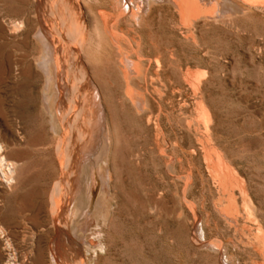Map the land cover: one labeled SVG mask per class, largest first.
I'll list each match as a JSON object with an SVG mask.
<instances>
[{
  "label": "rangeland",
  "instance_id": "rangeland-1",
  "mask_svg": "<svg viewBox=\"0 0 264 264\" xmlns=\"http://www.w3.org/2000/svg\"><path fill=\"white\" fill-rule=\"evenodd\" d=\"M4 1L0 0V15L13 13L7 19H24L26 24L23 32L10 36L7 32L3 37L13 59L10 71L0 74V107L6 110L5 117L0 116V134L9 137L8 126L13 124L28 140L23 138L22 148L11 154L23 162L18 192L0 207V224L12 232L17 252L25 247L34 254L42 252L51 263L50 250L57 246L63 255L58 264H264V10L235 5L220 9L218 0H199L202 18L172 0H134L142 7L139 15H144L136 23L124 20L117 25V9H123L116 0H72L74 5L66 9L69 23L73 25V9L78 6L87 24L90 19L87 26L93 34L87 43L78 40L73 46L99 87L97 93L102 92L97 102L91 96L74 98L77 86L69 74L75 71L72 62L76 58L61 54L60 85L71 87L62 95L64 115L56 130L44 105L46 82L38 60L47 53L36 42V0H27L26 9H20L19 0ZM42 1L48 13L63 6V0ZM194 1L197 5L198 0ZM205 6L218 8L213 18L204 12ZM29 65L34 75L22 87L23 69ZM64 74L68 76L63 78ZM25 98L31 101L29 121L15 113ZM89 101L101 103L106 124L92 157L97 168L91 190L92 216L86 224L89 230L78 234L84 235L78 238L81 242L87 239L88 246H84L70 228L80 215L70 177L73 159L96 145L99 121L94 116H98L96 105ZM84 121L88 128L91 125L89 130L84 129ZM30 191L33 196L25 200ZM101 200L109 217L103 225ZM55 226L75 234L78 243L73 242L67 258L62 248L67 236L59 232L58 237ZM95 233L100 235L103 251L93 247L98 241Z\"/></svg>",
  "mask_w": 264,
  "mask_h": 264
},
{
  "label": "bare ground",
  "instance_id": "bare-ground-1",
  "mask_svg": "<svg viewBox=\"0 0 264 264\" xmlns=\"http://www.w3.org/2000/svg\"><path fill=\"white\" fill-rule=\"evenodd\" d=\"M4 1V0H3ZM29 1V0H28ZM47 1V0H46ZM51 1V0H50ZM54 2L57 1V0H53ZM62 1V0H61ZM77 1V0H75ZM90 1V0H89ZM88 1V2H89ZM110 1V0H109ZM114 1V0H113ZM176 5H178L181 9H183L185 12H188L190 15H199V16H204V14H201L202 13V9L198 6L200 5V2L198 0V3L197 5L195 4V1L194 0H172ZM205 1V0H204ZM2 2V1H1ZM10 2V1H9ZM18 1H15L14 3L17 4ZM43 1L42 0H36V4H35V7H34V10H35V18H36V21L38 22V25H39V28L36 32V35H37V44L38 46H40L41 48H43L46 53H47V57L45 58H42V60H38V65H40V69L42 70L43 74H44V77H45V90L44 92H46V94L43 96L46 98V102L44 103L45 105V110L47 112V114L50 116V120L51 122L53 123V127L58 130L60 125H61V122H62V115L63 114V109L65 108H62L63 107V103H64V99H63V93L66 94L67 93V87L69 86V88L71 87V85H60V82H62V74H61V77L59 76V69L62 68L61 66V54H70V55H75L73 59L74 62H72V59H71V62L73 63V67H74V72L70 71V77H69V80L71 83L73 84H76L77 88H76V91H74L75 93L74 94V98H79V99H82L83 97H81V95L84 96V99H85V96H88L90 98L91 96V100L92 102L94 101V98H95V102L99 101L100 99H98V94L101 93V89L99 93H97V89H99V87L97 85H94L93 81H92V78H91V75L89 73V68H87L83 62V60L81 59V56L79 54V49L76 50L74 48L73 45H75L74 43H77L78 40H81V43L82 41L87 43V40L88 38L91 36L90 34L92 33H89L90 30H88V24L90 25V19L89 20V23L87 24L86 23V20H85V15L83 14V11L82 9H80L78 6H75L74 7V13H73V17H74V22H73V25L71 26V23H69V13L67 12L66 13V9L68 11V8H69V5L73 4L74 2H72V0H63V6L62 8L58 9L57 11H54V9H50L51 12L48 13L47 10L44 8V5L42 3ZM53 2V3H54ZM107 2V1H106ZM19 5L21 6L20 9H23L25 8L26 9V6H27V0H19ZM49 3V2H48ZM52 3V2H51ZM77 3V2H76ZM80 3V2H79ZM86 3V2H85ZM116 3H117V6L121 7L123 10H119L117 9V18H116V24L117 25H120V23L124 20H132V21H137L139 20L140 16L144 15L142 12V15H139L140 11H141V5L140 3H138L139 5H135V2L134 0H116ZM133 4V7H131L130 4ZM202 3V2H201ZM218 3V6L220 9L223 7H226L228 5L232 6V5H235V6H238V7H241L242 9L244 10H249V9H262L264 10V0H218L217 1ZM3 4L5 5V1L3 2ZM8 4V3H6ZM31 4V3H30ZM57 4V3H56ZM114 4V2H113ZM147 4V3H145ZM206 4V3H204ZM51 5H55V4H51ZM74 5V4H73ZM116 5V4H115ZM203 5V3H202ZM7 6V5H6ZM29 6V5H28ZM48 6V5H47ZM55 6H58L55 5ZM201 6V5H200ZM208 6V5H207ZM8 7V6H7ZM54 7V6H53ZM68 7V8H67ZM206 7V6H205ZM217 7H209L210 9L208 10L207 8V11L205 10L204 12L206 14H211L212 15V12H214V10L217 8ZM9 8V7H8ZM18 8V6H17ZM90 8V7H89ZM204 8V7H202ZM49 10V7L47 8ZM70 9V8H69ZM115 9L116 8H112ZM5 10V9H4ZM12 10V9H11ZM28 10V9H27ZM30 12L32 11L31 9H29ZM49 10V11H50ZM65 10V11H64ZM6 11V10H5ZM4 11V12H5ZM8 11V10H7ZM72 11V10H71ZM91 11V10H90ZM218 11V8L215 12ZM250 11V10H249ZM11 12V11H9ZM27 12V11H26ZM34 12V11H33ZM85 12V11H84ZM94 12V11H93ZM144 12V11H143ZM214 12V13H215ZM12 13V12H11ZM16 15L17 13L14 12ZM71 13V12H70ZM71 13V14H72ZM213 13V14H214ZM13 14V13H12ZM10 14V15H12ZM30 14V13H29ZM32 14V13H31ZM88 14V13H87ZM92 14V13H90ZM216 14V13H215ZM7 15L10 16L9 14H6V13H2L1 12V15H0V74H3V72H8L10 71L11 69V66H12V55L10 53V50L8 49L9 48V43L4 41L3 40V37L7 35V32H10L9 36L14 34L16 35V33L19 34L20 31H22L24 28H25V25H24V19L21 20V19H7ZM14 15V14H13ZM50 15L52 16L51 19L50 18ZM101 15V14H100ZM105 15V13H104ZM113 15V14H112ZM189 15V16H190ZM19 15H17V18H18ZM87 16V15H86ZM103 16V15H102ZM109 16V15H108ZM194 16H190L189 19L192 17L194 18ZM15 17V16H14ZM91 17H93L91 15ZM95 17V15H94ZM94 17H93V20H94ZM113 17H115L113 15ZM111 17V19L113 18ZM199 17V18H201ZM202 17V18H204ZM210 17V15H209ZM214 17V15H212V18ZM217 16H215L216 18ZM13 18V16H12ZM71 18V16H70ZM143 18V17H141ZM211 18V17H210ZM96 19V17H95ZM110 19V18H109ZM185 19V18H183ZM219 19V18H218ZM62 21V23L59 25L58 24V21ZM92 20V23H96L95 21L93 22ZM198 20V19H197ZM201 20V19H200ZM209 20V18H208ZM214 20V19H213ZM35 21V20H34ZM97 21V19H96ZM104 21L106 22L107 20L104 19ZM111 21V20H110ZM114 21V20H113ZM195 21V19H194ZM193 21V23H194ZM29 21H27L28 23ZM99 22V21H97ZM138 22V21H137ZM142 22V20L140 19V23ZM2 23L6 24L8 26V31L6 30V25L4 26ZM112 23V22H111ZM136 23V22H135ZM113 25V24H112ZM128 25H131V24H128ZM127 25V26H128ZM29 26V25H28ZM106 26V24H105ZM126 26V27H127ZM136 26V25H135ZM194 26V25H193ZM27 27V26H26ZM90 27V26H89ZM111 27V26H110ZM116 27V26H115ZM108 28V27H106ZM132 27H130L131 29ZM192 28V27H191ZM122 29V28H121ZM124 29V28H123ZM135 29V28H134ZM113 31L116 30V29H112ZM126 30V29H125ZM137 30V29H136ZM92 31V30H91ZM124 31V30H122ZM130 31V30H129ZM23 32V31H22ZM21 32V33H22ZM95 32V31H94ZM93 32V33H94ZM112 32V31H111ZM132 32V31H130ZM98 33V32H96ZM120 33V32H119ZM129 33V32H128ZM132 33H135V32H132ZM17 34V35H18ZM29 34V33H28ZM121 34V33H120ZM131 34V33H130ZM136 34V33H135ZM99 35V34H98ZM113 35V34H112ZM123 36V34H121ZM138 35V34H137ZM31 36V35H30ZM30 36H26L27 38H29ZM93 36V34H92ZM100 36V35H99ZM105 36V35H104ZM126 35H124L125 37ZM261 36V35H260ZM34 37V36H33ZM101 37V36H100ZM113 37V36H112ZM122 38V37H121ZM127 38V37H126ZM31 39V37H30ZM94 39V38H93ZM128 39L131 40V38L129 37ZM34 40V39H33ZM104 40V39H102ZM132 40H136L133 39L132 37ZM26 42V41H25ZM34 42V41H33ZM91 42V41H89ZM88 42V43H89ZM93 42V41H92ZM31 43V42H30ZM79 43V42H78ZM36 44V43H35ZM100 44V43H99ZM86 44H84V49L88 46H85ZM88 45V44H87ZM31 46V45H30ZM34 46V45H33ZM15 47V46H14ZM26 47V46H25ZM35 47V46H34ZM81 47V46H80ZM23 48V47H22ZM30 49V48H29ZM83 49V48H82ZM81 49V50H82ZM25 50V48H24ZM28 50V49H27ZM42 50V49H41ZM86 50V49H85ZM121 50V49H119ZM98 51V50H97ZM24 52V51H23ZM30 52V51H28ZM38 52V51H37ZM27 53V52H26ZM82 53H87V51L83 52ZM38 54V53H37ZM43 54V52H42ZM68 55V56H70ZM84 55V54H83ZM88 55H89V52H88ZM93 55V54H92ZM37 56V55H36ZM87 56V55H86ZM28 56H26L27 58ZM43 57V56H42ZM63 57V56H62ZM85 57V55L83 56ZM38 58V57H37ZM36 58V60H37ZM39 58H40V55H39ZM38 58V59H39ZM71 58V57H70ZM89 58V57H88ZM24 59V58H23ZM22 59L21 62H24ZM28 59V58H27ZM68 59V58H67ZM65 59V60H67ZM90 61H91V57L89 58ZM35 60V61H36ZM29 61V60H28ZM27 61V62H28ZM86 61V60H85ZM89 61V60H88ZM103 61V60H102ZM122 61V60H121ZM37 62V61H36ZM63 62H65L63 60ZM70 62V63H71ZM125 63L124 61L122 62V64ZM30 64V63H29ZM121 64V63H120ZM26 65V64H25ZM69 65V64H68ZM67 65V66H68ZM71 65V64H70ZM88 65V63H87ZM125 66V64H123ZM102 65H100V68H101ZM121 66V65H120ZM127 66V65H126ZM134 66V65H132ZM131 66V68H132ZM18 67V66H17ZM25 68L23 69V80H24V86L28 85L29 83H31V76L33 78V75H31V66H24ZM66 67V66H65ZM90 67V64L89 66ZM92 67V66H91ZM90 67V68H91ZM99 67V66H98ZM21 68V67H20ZM20 68H18V70H21ZM71 68V66H70ZM69 68V69H70ZM39 69V68H37ZM63 69H64V66H63ZM123 71L124 68H122ZM120 69V70H122ZM135 70V68H133ZM62 70V69H61ZM17 71V70H16ZM63 71V70H62ZM68 71V72H69ZM95 71V70H94ZM128 71V70H127ZM133 71V70H132ZM136 71V70H135ZM18 72V71H17ZM22 72V71H21ZM20 72V73H21ZM121 72V71H120ZM131 72V71H130ZM11 73V72H10ZM66 73V72H64ZM123 73V72H121ZM18 74V73H17ZM126 74V72H125ZM130 74V73H129ZM4 75V74H3ZM36 75V74H35ZM41 76V75H40ZM64 76H68V75H63V78ZM93 76V75H92ZM128 76V75H127ZM127 76H124L123 75V78H126ZM22 77V76H21ZM129 77V76H128ZM72 79V80H71ZM129 79V78H128ZM67 80V78H66ZM96 80V79H95ZM101 80V79H100ZM3 81V80H2ZM65 81V80H64ZM63 81V82H64ZM103 81V80H102ZM127 81V80H126ZM1 82V81H0ZM36 82V81H35ZM69 82V84H70ZM131 82V81H130ZM63 84V83H61ZM67 84V83H66ZM130 84V83H129ZM38 85V83H37ZM103 85V84H102ZM97 86V88L95 87ZM128 86V85H127ZM131 86V84H130ZM32 87V86H31ZM34 89V88H32ZM32 89H29V90H32ZM73 89V88H72ZM132 89V88H131ZM133 91V90H131ZM35 91H33L34 93ZM131 93V92H130ZM25 94V93H24ZM132 96L134 95L133 93H131ZM19 95V94H18ZM72 95V94H71ZM34 96V95H33ZM1 97V96H0ZM71 97V96H69ZM72 97V98H73ZM81 97V98H80ZM102 97L101 96V101L102 100ZM128 97V96H127ZM44 98V100H45ZM73 98V99H74ZM32 99V98H31ZM72 99V100H73ZM88 99V98H87ZM105 99V97H104ZM2 100H3V97H2ZM97 100V101H96ZM134 100V98H133ZM100 101V102H101ZM75 102V101H74ZM94 102V104H95ZM106 102V101H105ZM67 103V102H66ZM70 103V101H69ZM73 103V102H72ZM91 102L89 101V104ZM103 103V102H102ZM30 104H31V101L30 99L28 98H25L23 100H21L17 107H16V112L18 115H19V118H21L23 121H27L28 120V117L30 116L31 114V107H30ZM80 104V103H79ZM87 104V103H86ZM85 104V105H86ZM88 104V105H89ZM93 103H91L92 105ZM93 104V106H94ZM82 105V104H81ZM90 105V106H91ZM96 106V112H97V115L96 116V113H94L93 115L97 118L98 117V121H99V125L97 126L98 130V134L97 136L95 137L96 138V145L92 148V150L90 151H84V152H81L82 155L80 156L79 159H77L75 157V159H73V172H72V177L71 178V194L73 195V198H74V202L75 200H79L80 201V205H79V211H80V215L78 217L77 220H73L70 224V228L71 230L73 229L74 231L76 230V233L77 235L75 236V238H82L89 229L88 227L86 226V224L89 222V219L91 218L90 215L92 214L91 210H92V187H94L95 185V178H94V170L95 168H97V165L93 164V161H92V157L93 155L95 154L96 152V149L99 147V143H100V138L101 136L103 135V130L105 129L104 127V114H103V110L101 108V103L99 104L96 103L95 104ZM5 106V105H4ZM3 106V107H4ZM69 106V105H68ZM70 106H73V105H70ZM76 106V105H75ZM89 107V106H88ZM33 108V107H32ZM73 107H71V110H72ZM81 108V107H80ZM86 108V106L84 107V109ZM92 108V107H90ZM7 109V108H6ZM93 109V108H92ZM78 110V109H77ZM106 110V109H105ZM81 111V109H80ZM33 112V111H32ZM45 112V111H44ZM45 112V113H46ZM68 112V111H67ZM6 113V110L1 108L0 107V116H4ZM36 112H34V115H35ZM77 113V112H75ZM208 113V112H207ZM33 115V114H32ZM33 115V116H34ZM70 115V114H69ZM81 115H83V113H81ZM7 116V115H6ZM208 116V115H207ZM5 117V116H4ZM106 117H107V114H106ZM1 118V117H0ZM33 118V117H32ZM83 118V117H82ZM30 119V118H29ZM80 119V118H79ZM84 119V118H83ZM78 120V119H77ZM81 120V119H80ZM93 120V119H92ZM91 120V122H92ZM29 121V120H28ZM68 121V120H67ZM87 121V120H86ZM94 121V120H93ZM4 122V121H3ZM70 121H68L69 123ZM79 124L81 123L80 121H78ZM90 122V121H89ZM17 123V122H16ZM66 123V122H65ZM83 123V122H82ZM96 123V122H95ZM5 124H6V121H5ZM12 124V123H11ZM71 124V123H70ZM89 124V123H88ZM13 125V124H12ZM8 126V133H9V137L5 138L2 136V134H0V207L2 205H5L6 202L8 201H12V197L16 194V192H18V176H19V172L21 171L22 169V165H23V162L22 160L19 158V157H11V154H13L14 152L20 150L22 148V139L25 137L22 138V135L21 134H24V133H20L17 128H15L14 126ZM20 125V124H19ZM64 125V124H63ZM62 125V126H63ZM67 125V124H66ZM93 125V124H92ZM69 126V125H68ZM77 126V125H76ZM91 126V125H90ZM89 126V128H90ZM20 127V126H19ZM83 127L84 129H87V122L84 121L83 123ZM78 128V127H77ZM88 128V130H89ZM93 128V127H92ZM20 129V128H19ZM65 129H66V126H65ZM71 129V128H70ZM2 130V129H1ZM81 130V129H80ZM3 131V130H2ZM1 131V133H2ZM73 131H76L73 130ZM79 131V130H78ZM83 131V130H82ZM91 131V130H90ZM22 132V131H21ZM72 132V131H71ZM93 132V130H92ZM68 133V132H67ZM87 133V132H86ZM84 133V135L86 134ZM72 134V133H71ZM90 134V133H89ZM92 134V133H91ZM70 135V133H69ZM79 134H77L76 136H78ZM88 135V134H87ZM5 136V135H4ZM68 136V135H67ZM89 136V135H88ZM95 136V135H94ZM71 137V136H70ZM93 137V135H92ZM26 138V137H25ZM24 138V140H25ZM84 138V137H82ZM81 138V139H82ZM69 139V138H68ZM67 139V140H68ZM36 140V138H35ZM40 140V139H39ZM66 140V139H65ZM77 140V139H76ZM25 141H28V140H25ZM41 141V140H40ZM72 141V139H71ZM79 141V140H78ZM77 141V142H78ZM85 141V140H84ZM26 144V142H24ZM40 143V142H39ZM68 143V142H67ZM38 144V143H36ZM64 144V143H63ZM82 144V143H81ZM84 144V142H83ZM171 144V143H170ZM86 145V143L84 144ZM90 145V144H89ZM65 146V145H64ZM76 146V145H75ZM80 146V145H79ZM87 146V145H86ZM73 147V146H72ZM81 147V146H80ZM79 147V148H80ZM83 147V145H82ZM74 148V147H73ZM78 148V147H77ZM84 148V147H83ZM24 149V148H23ZM69 149V148H68ZM81 149V148H80ZM74 151V150H73ZM76 151V150H75ZM80 151V150H79ZM83 151V150H82ZM34 152V151H33ZM68 152V151H67ZM77 153V151H76ZM24 154V153H23ZM30 154V153H29ZM68 154V153H67ZM70 154V153H69ZM71 154H74V152L72 153L71 151ZM28 155V154H27ZM75 156V155H74ZM220 156V155H219ZM22 157V156H20ZM73 158V156H72ZM71 158V159H72ZM25 159V158H24ZM70 160V158H69ZM220 160V158H219ZM24 161V160H23ZM29 161V160H28ZM26 160V162H28ZM72 161V160H71ZM70 162V161H69ZM26 164V163H25ZM24 164V165H25ZM220 167V166H218ZM225 167V166H224ZM83 169V170H82ZM102 169V167H101ZM23 170V169H22ZM107 170V169H105ZM104 171V170H103ZM110 171V170H109ZM69 172V171H66V173ZM97 172V171H96ZM106 172V171H105ZM103 172V173H105ZM22 173L21 172V177H22ZM98 173H101L98 172ZM97 173V174H98ZM107 173V172H106ZM113 173V172H112ZM102 174V173H101ZM105 175V174H104ZM103 175V176H104ZM67 174L65 175V178ZM102 176V175H101ZM106 176V175H105ZM68 177V178H69ZM64 178V179H65ZM67 178V179H68ZM107 178V177H105ZM116 178V177H115ZM21 179V178H19ZM70 181V180H69ZM105 183V182H104ZM20 185V184H19ZM62 185V184H61ZM225 186V185H224ZM229 186V185H228ZM21 187V186H20ZM108 187V186H107ZM116 187V186H115ZM229 188V187H228ZM65 189V187H64ZM95 189V188H94ZM108 190V188H106ZM112 189V188H111ZM116 190V188H115ZM233 190V189H232ZM106 191V190H105ZM64 192V191H63ZM68 191L66 190L65 194L67 193ZM116 192V191H115ZM33 193L34 191H30V192H26V195H25V200H29L32 196H33ZM114 193V192H113ZM112 193V194H113ZM19 194V193H18ZM16 195V196H19V195ZM118 194V193H117ZM55 195V194H54ZM71 195V196H72ZM116 195V194H115ZM119 195V194H118ZM116 195V196H118ZM24 196V195H23ZM70 196V195H69ZM68 196V197H69ZM71 196L69 197V199L71 198ZM53 197V196H52ZM12 198V199H11ZM68 199V200H69ZM72 199V198H71ZM115 199V197H114ZM14 200V199H13ZM18 200V199H17ZM55 200V199H54ZM67 200V198H66ZM119 201V200H118ZM121 201V199H120ZM123 201V200H122ZM28 202V201H27ZM26 202V203H27ZM9 203V202H8ZM119 203V202H118ZM117 203V204H118ZM7 204V203H6ZM12 204V203H11ZM67 204V203H66ZM73 205V203H71ZM70 204V205H71ZM75 204V203H74ZM122 204V202H121ZM14 205V204H13ZM17 205V203H16ZM59 206V205H58ZM121 206V205H120ZM7 207V208H6ZM12 207V206H11ZM118 207V206H117ZM124 207V206H123ZM2 208V207H1ZM9 207L8 206H5V209H8ZM20 208V207H19ZM33 208V207H32ZM100 208H102L104 210L103 212V215H101L103 218H102V225L103 224H106L105 223V219H108L106 218L107 217V205L105 203L104 200H101L100 202ZM120 208V207H119ZM4 209V208H3ZM13 209V208H11ZM10 209V210H11ZM18 209V208H17ZM151 209V207H150ZM148 208V210H150ZM224 209V208H223ZM9 210V209H8ZM115 211H116V208H115ZM119 212V210H117ZM8 212V211H7ZM18 212V210H17ZM60 212V210L58 211ZM62 212V211H61ZM67 212V211H66ZM114 212V211H113ZM118 212H115L116 214H118ZM65 213V212H64ZM79 213V212H78ZM148 213V212H147ZM19 214V213H18ZM70 214V213H69ZM3 215V214H2ZM17 215V214H16ZM13 216V215H12ZM92 216V215H91ZM99 216V215H98ZM116 216V215H115ZM16 217V216H14ZM59 217V216H58ZM143 217V216H142ZM145 217V216H144ZM54 219V218H53ZM114 219V218H113ZM16 220V219H15ZM55 220H59V218L55 219ZM70 221V220H69ZM93 221V220H92ZM90 221V222H92ZM108 221V220H107ZM106 221V222H107ZM22 222V221H21ZM94 222V221H93ZM113 222V220L111 221ZM58 223V222H56ZM95 224V223H94ZM93 224V225H94ZM100 224V223H99ZM149 224V223H148ZM7 225V224H6ZM26 225V224H25ZM92 225V224H91ZM63 226V225H62ZM76 226V227H75ZM56 227V232L58 233V237H60L61 233H64L66 234L67 236V240L65 243L62 244V248L64 251V256L66 255V258L68 257V253L70 255V253L72 254V251L71 249L74 247L73 246V242H77V240L74 237L75 234H73V236H71L65 229H62V228H58L57 226ZM148 227V225H147ZM90 228V227H89ZM149 228V227H148ZM151 228V227H150ZM70 230V231H71ZM52 231V230H51ZM102 231V230H101ZM104 231V230H103ZM55 232V233H56ZM59 232H61L59 234ZM83 232V236H79L78 234ZM12 232L6 228L5 225H2L0 224V264H58L57 262L61 260V258L63 257V255L59 254L58 253V247L55 246L53 247L50 251L51 253H49V260L51 261V263H47L46 260L48 259H44V256L41 253H37V254H34L33 251L31 249H27L25 247V249H23V251L21 252H17V248H16V244H15V240L14 238L12 239L11 237V234ZM18 233V232H17ZM16 233V234H17ZM102 233V232H101ZM96 234V233H95ZM99 234H100V231H99ZM99 234H96V236H98V241H96L93 245L94 248L96 247H100V250L103 251L104 249V245L102 244L103 242H101V240L99 239L100 238V235ZM104 234V233H103ZM103 236V235H102ZM15 237V236H14ZM18 237V236H17ZM80 238V239H81ZM85 238V237H84ZM83 238V240H84ZM97 238V237H96ZM95 238V240H97ZM103 238V237H101ZM106 238V237H105ZM56 240V239H55ZM59 240V238L57 239ZM62 240V239H61ZM65 240V239H64ZM79 240V239H78ZM82 240V239H81ZM87 240V239H85ZM84 240V241H85ZM24 241V240H23ZM31 241V240H30ZM83 242V245L86 243ZM197 241V240H196ZM26 242V241H25ZM79 243L81 242L80 240L78 241ZM77 242V243H78ZM81 242V243H82ZM57 243V242H56ZM60 243V242H58ZM80 243V244H81ZM25 244V243H24ZM68 244V245H66ZM90 244V243H88ZM20 245V244H19ZM57 245V244H56ZM61 245V244H60ZM84 245V246H85ZM107 245V244H106ZM79 246V245H78ZM88 246V245H86ZM91 246V245H90ZM19 247V246H17ZM81 247L83 248V246L81 245ZM51 248V247H50ZM88 247H86L87 249ZM93 248V249H94ZM19 249V248H18ZM21 249V247H20ZM97 249V248H96ZM40 250V249H39ZM43 250V249H42ZM75 251V250H74ZM78 251V249H77ZM48 252V251H47ZM20 253V254H19ZM63 253V252H62ZM74 253V252H73ZM19 254V255H18ZM78 254V253H76ZM74 254V255H76ZM47 256V255H46ZM45 256V257H46ZM49 261V262H50ZM127 261V260H126ZM46 262V263H45ZM60 264V263H59ZM62 264V263H61Z\"/></svg>",
  "mask_w": 264,
  "mask_h": 264
}]
</instances>
